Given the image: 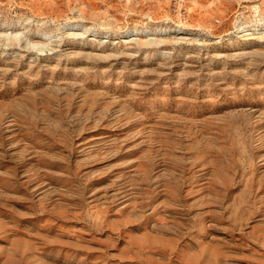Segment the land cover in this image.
I'll return each instance as SVG.
<instances>
[{
	"label": "rangeland",
	"instance_id": "obj_1",
	"mask_svg": "<svg viewBox=\"0 0 264 264\" xmlns=\"http://www.w3.org/2000/svg\"><path fill=\"white\" fill-rule=\"evenodd\" d=\"M0 264H264V0H0Z\"/></svg>",
	"mask_w": 264,
	"mask_h": 264
}]
</instances>
